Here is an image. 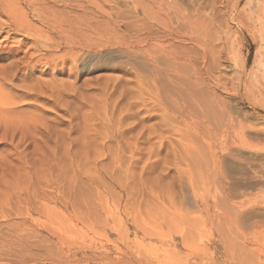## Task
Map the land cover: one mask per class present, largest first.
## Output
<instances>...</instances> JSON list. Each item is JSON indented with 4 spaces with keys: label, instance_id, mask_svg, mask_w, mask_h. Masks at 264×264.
Returning a JSON list of instances; mask_svg holds the SVG:
<instances>
[{
    "label": "rangeland",
    "instance_id": "374dc122",
    "mask_svg": "<svg viewBox=\"0 0 264 264\" xmlns=\"http://www.w3.org/2000/svg\"><path fill=\"white\" fill-rule=\"evenodd\" d=\"M114 1L103 5L119 35H152L139 48L110 23L95 49L16 34L0 48V264H232L220 185L241 198L264 184V99L217 94L254 141L229 149L216 177L170 92L202 59L260 88L264 0ZM251 216L264 220V205ZM251 249L264 264V238Z\"/></svg>",
    "mask_w": 264,
    "mask_h": 264
},
{
    "label": "bare ground",
    "instance_id": "6f19581e",
    "mask_svg": "<svg viewBox=\"0 0 264 264\" xmlns=\"http://www.w3.org/2000/svg\"><path fill=\"white\" fill-rule=\"evenodd\" d=\"M100 1L102 3H97L95 0H0V15L3 17L1 18L3 20H0V38L5 35L0 42V48L10 41L12 35L16 34L31 40L34 48L43 45L52 50L63 47L73 49L76 46L95 49L103 47L107 30L105 28L108 23L111 24L110 28L116 34V38L119 36L117 40L124 39V43L119 41L128 48H139L152 36L149 35L144 41L140 35L131 37L132 39L129 40L125 39L124 35H119L117 31L120 30L119 21L108 14L103 5L106 0ZM108 17L111 19L108 20ZM127 18L129 20L131 16ZM34 21H37L39 26ZM150 32L151 27H148L146 33ZM7 51L17 53L18 50L14 52L13 48H9ZM202 55L198 53L193 59L199 61ZM211 64L213 63L205 67V59H202V63L193 66V71H186L184 89L176 91L175 87L173 90L170 89V94L175 105L180 103L178 107L174 106V118L193 130L191 132L200 142L201 148L203 145V148L207 147L209 155L205 156L206 161L212 168L214 176L217 177L225 172V161L230 155L229 149L252 146L254 141L247 126L226 111L225 102L217 94L225 97L232 96L242 102L252 91H256L255 93L258 92L264 99V84L254 89L244 68L233 81L227 82L220 72L210 68ZM262 75L263 79L264 68ZM202 86L208 88L218 98L215 97L217 99L212 100L205 97L200 90ZM0 107H5L1 101ZM212 126L216 128V132L211 136ZM255 187L256 193H248L238 198L234 195V188L220 185V195L224 205L221 214L217 217L218 228L223 229L220 242L224 245L228 244L226 251L231 256V260L233 258L235 260L232 264L263 263L256 251L251 249L264 238V220L254 219L251 216L253 209L264 205V184L256 183ZM216 242L218 241L214 237L208 240L209 245H214ZM211 263L217 262L213 259Z\"/></svg>",
    "mask_w": 264,
    "mask_h": 264
}]
</instances>
